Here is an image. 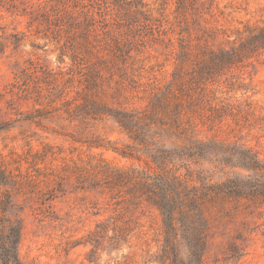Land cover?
<instances>
[{
  "label": "rangeland",
  "instance_id": "1",
  "mask_svg": "<svg viewBox=\"0 0 264 264\" xmlns=\"http://www.w3.org/2000/svg\"><path fill=\"white\" fill-rule=\"evenodd\" d=\"M134 2L83 60L52 23L0 6V230L18 226L21 264H172L161 185L188 217L174 264H195L197 229L203 264H264V0ZM229 180L246 196L231 215L187 207Z\"/></svg>",
  "mask_w": 264,
  "mask_h": 264
},
{
  "label": "trees",
  "instance_id": "2",
  "mask_svg": "<svg viewBox=\"0 0 264 264\" xmlns=\"http://www.w3.org/2000/svg\"><path fill=\"white\" fill-rule=\"evenodd\" d=\"M134 3V0H40L35 3L39 6V9H36L32 0H0V6L11 13L19 12L33 18L40 16L44 21L52 23L56 27L58 35L64 33L65 41L63 46L69 49L72 60H83L89 53L94 52V41L97 39L98 31L102 29V32H105L104 29H107L108 19L112 11H121L125 17L129 18L137 14L138 11H135L136 9L133 12L131 11ZM100 21L101 28L97 24ZM260 40L264 41V34L260 35ZM120 44L118 38L114 37L113 44H110V47L113 46L114 49H119ZM243 46L244 44L242 43ZM232 52V55L223 57L225 62H232L235 59L234 57H238L239 52L237 48H234ZM97 60L98 58L89 62L88 58L86 59L88 66L92 67H95ZM87 72L88 74L84 76L85 80H82L83 86L79 93L82 92L85 100H92L93 96L90 95V87L92 84H95L96 80H86L88 76L92 78L89 70ZM174 72H176V69ZM180 107L181 104L178 102L174 105L173 111L179 113ZM247 155V158H244L242 162L243 165L248 169L258 170V159L252 153L247 152ZM117 175L120 178V172H117ZM158 190L156 193L159 198H156L155 203L161 214L163 210L165 211V219L163 218L164 239L168 248L170 246V252L173 256L172 264H174L173 258L177 255V248L174 245L175 238L177 237V228L182 224L185 228V220L188 219L185 215L187 212H183L179 206L180 202L176 198L169 196L168 192L161 185L158 186ZM251 194L253 196L258 195L264 201V186L258 187ZM244 197L246 196L238 187L236 180H229L227 183H216L214 188H210V196H205V194L191 195L188 199L189 205L187 207L201 210L205 205L204 202L209 199L210 205L216 206L220 212L231 215L234 209H237L241 204H245V202H241V199ZM201 217H203L202 214ZM2 219L3 217L0 216V224L2 223ZM202 220L204 221V219ZM0 229H2L1 226ZM10 231L11 233L6 234L0 230V262L2 264H21L14 247L18 241L19 228L12 224ZM170 232L172 235H170ZM203 237L202 230L198 232L197 229V233L195 236L192 235L191 238V241L194 243V251L192 253L195 258V264H203Z\"/></svg>",
  "mask_w": 264,
  "mask_h": 264
}]
</instances>
